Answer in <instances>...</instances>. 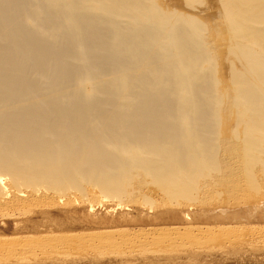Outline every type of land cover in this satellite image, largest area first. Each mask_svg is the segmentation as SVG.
Wrapping results in <instances>:
<instances>
[{
    "label": "bare ground",
    "instance_id": "obj_1",
    "mask_svg": "<svg viewBox=\"0 0 264 264\" xmlns=\"http://www.w3.org/2000/svg\"><path fill=\"white\" fill-rule=\"evenodd\" d=\"M168 1L0 0V234L51 233L56 223L27 209L70 194L86 200L87 188L96 203L121 207L149 185L190 200L213 175L226 181L232 172L217 157L223 110L234 114L230 134L243 156L235 179L254 186L257 164L264 174V0H213L224 87L207 38L218 24L175 5L198 0ZM149 216L141 218H158ZM2 241L0 253H23Z\"/></svg>",
    "mask_w": 264,
    "mask_h": 264
},
{
    "label": "rangeland",
    "instance_id": "obj_2",
    "mask_svg": "<svg viewBox=\"0 0 264 264\" xmlns=\"http://www.w3.org/2000/svg\"><path fill=\"white\" fill-rule=\"evenodd\" d=\"M162 1H165V3L169 2L168 0ZM175 5L182 10L187 9L188 12L192 11L201 18H205L208 25L216 26L218 24L216 29L220 26L217 23L218 17H216V20L215 17L211 19L213 18L211 11L218 6L213 0H198L194 7L188 6V8L187 6L184 7L181 1ZM219 29L221 30V28ZM219 29L217 30L219 31ZM211 32H209L207 38L210 37L211 46L213 47L214 45L216 47H213L215 48L213 50L215 54L217 53V76L221 79L219 83L224 87L225 64L222 62V54H224L222 51L224 49L221 50V48L224 47L225 38L223 39L222 37L223 31H221L222 34L220 31L218 34H216L217 31ZM206 34L208 33L206 32ZM216 35H219L222 42ZM222 114L219 125V137L228 143H219L217 146V157L223 165L225 164L230 168L229 173L232 172L229 177L225 178L226 181L221 182L218 173V175L215 174L216 177L213 175L215 184L210 186V189L207 188L198 192L195 196L196 198L194 197L190 200L167 199L153 186L150 187L149 185L143 191L141 190L142 192L138 191L134 199L125 198L123 199L124 201H120L122 203L121 207L116 205V203H119V200L115 201L116 199L103 202L102 204L96 203V198L99 194L89 188L85 192V198L88 200H83L80 195L70 194L69 198L66 197L68 200L65 199L63 200L64 202L61 201L62 203L52 202L51 204V202H44L47 205L45 207V204L40 202L39 204L41 205L36 207L37 204L35 208L33 204L29 207L32 213L27 209L30 217L34 216L32 218L38 222L44 221V217L45 220L52 219L51 223H56V225L54 224L55 226H53L51 233L34 235L33 240L28 239L29 241L23 237L24 235L12 236L9 233H5L6 235L1 233L0 240H3L2 242L5 245L24 248L21 255L13 256L6 254L4 251L1 252L0 264H264V174L260 170L259 164H257L258 166L254 165L255 167H253L252 171L253 175L255 174L254 186L252 185L253 183L250 184L247 180L245 181V177L242 178V174L240 179H235L237 170L232 169L233 167L237 169L234 165H242L238 161H241L243 156H240L238 160L237 156L240 154L241 148H236L238 143L235 142L236 140L234 141L235 138L230 134V126L233 123L232 115L234 116V114L230 115V111L227 113L224 110ZM226 117L229 118L227 119ZM261 148L264 150V140L261 142ZM233 163L234 165H232ZM221 168L222 172L223 167ZM221 178H223V174ZM239 180L240 183L237 182ZM143 192L144 194L148 193L147 195L152 199L145 202L141 196ZM139 193L141 194L139 195ZM89 203L95 204L94 210L90 212ZM108 204L112 206V211L105 209ZM40 206L41 208H39ZM234 211L239 213V217ZM184 212L190 214L189 219L183 218ZM220 212L224 215L225 218L222 217L225 220L220 216ZM214 213H218V215H214ZM230 213H233V215H229ZM86 214L89 216H86ZM40 215L43 217L42 219ZM143 215L146 218L148 217L150 222L152 218L150 219L149 215H153L152 217L158 216V218L154 219L153 223L150 224L144 222V220L148 221V219L145 218L143 220ZM159 215L162 216L160 217ZM90 216L93 218V222L98 217L101 218L97 220L103 221H101L102 223L99 222L100 224L96 222L93 224ZM217 216L223 220L220 221ZM88 217H90L89 222H87ZM134 217L142 220L137 219L138 221H136ZM230 217L232 219L226 220ZM200 218L203 219L201 220ZM208 218H212V220L210 221ZM132 220L135 222H132ZM155 220L159 222H154ZM51 223H44V225L49 226ZM59 223L60 227H56ZM35 237L38 238L36 239ZM20 240H26L28 244L25 241V245ZM46 251H48L49 255Z\"/></svg>",
    "mask_w": 264,
    "mask_h": 264
}]
</instances>
